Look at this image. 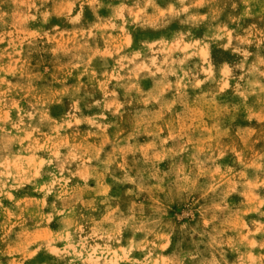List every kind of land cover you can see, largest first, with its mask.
Wrapping results in <instances>:
<instances>
[{"label": "rangeland", "instance_id": "rangeland-1", "mask_svg": "<svg viewBox=\"0 0 264 264\" xmlns=\"http://www.w3.org/2000/svg\"><path fill=\"white\" fill-rule=\"evenodd\" d=\"M41 2H0V264H261L264 0Z\"/></svg>", "mask_w": 264, "mask_h": 264}, {"label": "clouds", "instance_id": "clouds-1", "mask_svg": "<svg viewBox=\"0 0 264 264\" xmlns=\"http://www.w3.org/2000/svg\"><path fill=\"white\" fill-rule=\"evenodd\" d=\"M0 2H2V0H0ZM48 2V0H42L41 2V9H44L43 11H41L40 9H36V4L33 3L30 5L31 9H36V12L39 16L43 17V24H47L50 17L52 16H60L63 15L64 12L67 13V15L65 16V20L68 24H71L73 26H77L80 25V22L82 20V16H83V12H84V6L85 4H88L89 2H91V4L93 5L94 9H98L99 7L104 6L103 4L100 3V0H75V2H79L80 3V13L77 14L75 17H73L71 15V11L73 9V7L75 6L74 3L72 4H68L66 6V8L64 9V12L61 11V5H54L53 8H48L45 9V4ZM153 6L151 4V0L149 2L148 5H145V7H150ZM201 4H195L192 3V0H174L173 3H169L167 9L163 10V11H159V16L160 17H170V18H179L181 16H186V19L181 20L182 24H187L191 21L200 19L203 20L204 17H197L196 15H193L191 10L194 8H198L201 7ZM233 7H235V5H233ZM3 15H7V13L5 12H0V16ZM26 19L28 20H32L35 21L37 20V15H29L26 17ZM167 22H170V20H168ZM82 26V25H81ZM61 25H52L49 27L48 31H44L43 27H41V29L39 31H35V32H31L29 33L30 36H39L41 38V40L44 39V37H47L49 35L50 31H59L60 30ZM25 40H27V42L29 43V45H35V41L28 39V37L24 38ZM0 43H3V40L0 39ZM9 47H12V45L10 44ZM5 55L8 54L7 49H5ZM45 71H47V69H45ZM227 87V84L224 85V88ZM221 91H223V88L221 89ZM79 101H77L78 103ZM230 110V109H229ZM171 173H161L159 175V177L157 178V191L158 193L162 196V198L164 200H168L171 197L175 196V192H176V187L177 184L176 182L171 180ZM168 180V184L165 187L164 185V181ZM156 226L157 229L161 228L160 222L159 220H157L156 222ZM253 247H257L256 244L252 245ZM260 249L262 250V252H264V243H261L259 245ZM249 255H251V253H249ZM196 256L194 255L192 257L193 261H196ZM259 260L261 261V264H264V254H262L259 257ZM213 264H215V262H213ZM224 264H226V262H224Z\"/></svg>", "mask_w": 264, "mask_h": 264}]
</instances>
